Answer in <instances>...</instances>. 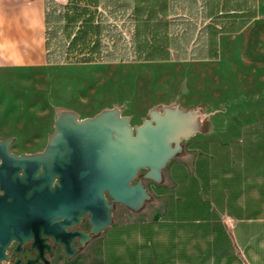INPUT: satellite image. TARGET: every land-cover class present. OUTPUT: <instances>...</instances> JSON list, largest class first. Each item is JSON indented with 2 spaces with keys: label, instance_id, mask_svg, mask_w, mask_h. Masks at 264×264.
Listing matches in <instances>:
<instances>
[{
  "label": "crops",
  "instance_id": "crops-1",
  "mask_svg": "<svg viewBox=\"0 0 264 264\" xmlns=\"http://www.w3.org/2000/svg\"><path fill=\"white\" fill-rule=\"evenodd\" d=\"M49 1L0 0V52H47ZM155 1V19L110 21L128 40L155 24L166 52H177L173 42L196 25L204 43L194 52H224L234 41L235 52L252 53L250 71L264 74V0ZM256 99L251 109L228 102L225 118H209L218 134L205 120L182 141L161 182L144 180L151 198L143 207L113 212L99 247L80 254L100 264H264V105Z\"/></svg>",
  "mask_w": 264,
  "mask_h": 264
},
{
  "label": "water",
  "instance_id": "water-1",
  "mask_svg": "<svg viewBox=\"0 0 264 264\" xmlns=\"http://www.w3.org/2000/svg\"><path fill=\"white\" fill-rule=\"evenodd\" d=\"M202 119L179 105L152 109L136 126L117 107L83 119L58 110L43 151L15 154L12 139H0V264H52L46 254L57 246L71 258L110 227L117 204L140 210L151 198L144 180L161 182ZM13 239L12 252L32 241L35 256L9 262Z\"/></svg>",
  "mask_w": 264,
  "mask_h": 264
},
{
  "label": "rangeland",
  "instance_id": "rangeland-1",
  "mask_svg": "<svg viewBox=\"0 0 264 264\" xmlns=\"http://www.w3.org/2000/svg\"><path fill=\"white\" fill-rule=\"evenodd\" d=\"M55 1L70 7L76 3L94 15L107 13L91 0ZM184 28L187 32L173 42L177 52H169L165 59L75 62L73 52L67 62L50 63L47 52L38 58L21 51L0 52V139H12L11 151L17 154L41 152L54 133L58 110L74 111L83 119L117 107L136 126L150 118V110L177 105L198 109L204 115L200 128L206 120L208 129L218 134V126L216 131L209 118H225L228 102L245 101L251 109L253 98L259 97L264 105V74L250 71L251 52H235L234 41L227 43L224 52H194L197 44L204 43L196 35L198 26ZM145 183L153 184L148 179ZM121 210L127 207L117 204L113 212ZM80 228L88 230L90 225L85 221ZM101 234L86 246L98 248ZM80 251L68 258L57 246L50 260L52 264H100L98 257L89 259ZM238 252L246 260L244 250Z\"/></svg>",
  "mask_w": 264,
  "mask_h": 264
},
{
  "label": "trees",
  "instance_id": "trees-1",
  "mask_svg": "<svg viewBox=\"0 0 264 264\" xmlns=\"http://www.w3.org/2000/svg\"><path fill=\"white\" fill-rule=\"evenodd\" d=\"M142 2L91 0L93 5L100 4L107 10V13L98 15L76 3L70 7L55 0L47 2V61L67 62L73 52L76 53L75 62H116L127 61L132 57L139 60L167 58V42L156 39L158 28L155 24H145L135 38L128 40L123 29L110 21L124 17L137 21L145 15L148 19H155L154 5H143ZM148 32L152 34L150 38Z\"/></svg>",
  "mask_w": 264,
  "mask_h": 264
},
{
  "label": "flooded vegetation",
  "instance_id": "flooded-vegetation-1",
  "mask_svg": "<svg viewBox=\"0 0 264 264\" xmlns=\"http://www.w3.org/2000/svg\"><path fill=\"white\" fill-rule=\"evenodd\" d=\"M11 144H12V142H11ZM11 144H10V151H11ZM12 153H14V152H12ZM15 154H17V153H15ZM0 162H1V159H0ZM3 192L4 191L0 188V195L3 194ZM17 244H18L17 241L13 239L6 249V253L10 254L9 262L13 263L17 257H21L23 259V261H25L28 257L35 256L36 251L31 248L32 241H27V242L23 243V245H22L23 250L20 253H17L16 251L12 252V250L17 247ZM55 248H54V250H55ZM46 256H47V258L50 259V257L53 256V254L47 253Z\"/></svg>",
  "mask_w": 264,
  "mask_h": 264
},
{
  "label": "built area",
  "instance_id": "built-area-1",
  "mask_svg": "<svg viewBox=\"0 0 264 264\" xmlns=\"http://www.w3.org/2000/svg\"><path fill=\"white\" fill-rule=\"evenodd\" d=\"M63 3H69L70 0H61Z\"/></svg>",
  "mask_w": 264,
  "mask_h": 264
}]
</instances>
